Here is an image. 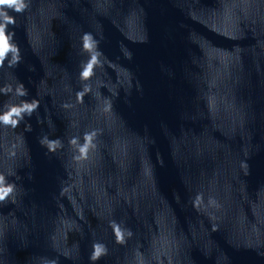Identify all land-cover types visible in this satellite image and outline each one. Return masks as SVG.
I'll list each match as a JSON object with an SVG mask.
<instances>
[{"label":"clouds","instance_id":"1","mask_svg":"<svg viewBox=\"0 0 264 264\" xmlns=\"http://www.w3.org/2000/svg\"><path fill=\"white\" fill-rule=\"evenodd\" d=\"M6 8L11 9L15 12H22L26 8V4L24 3V0H0V64L3 63L5 57L9 53H13L14 59H18V52H19V49L13 43L10 42L12 37L14 36V32L8 33L6 31L9 25H15L14 17L8 14ZM89 40L90 37L88 35H85L84 37L85 48L90 47ZM91 68L92 65L91 63H89L88 66L83 71L82 76L87 78L91 74ZM23 94L25 93L22 92L21 95ZM36 106L37 105L35 103L33 104L25 103L19 107H11L10 110L5 112L3 115H0V122H3L4 124H12L13 126H15L17 120H15L14 117H21V114L24 112H28L30 114L31 111ZM12 191H13V186L11 184L5 185L4 177L0 176V201H3L5 198H7L12 193ZM98 252H99V246H97V253Z\"/></svg>","mask_w":264,"mask_h":264}]
</instances>
